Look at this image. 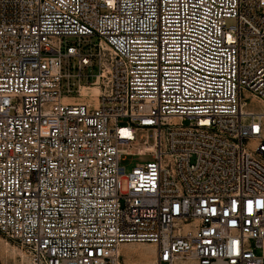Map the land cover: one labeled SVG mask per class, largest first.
I'll list each match as a JSON object with an SVG mask.
<instances>
[{
    "label": "built area",
    "instance_id": "2783aa9c",
    "mask_svg": "<svg viewBox=\"0 0 264 264\" xmlns=\"http://www.w3.org/2000/svg\"><path fill=\"white\" fill-rule=\"evenodd\" d=\"M0 236L25 264H264V0H0Z\"/></svg>",
    "mask_w": 264,
    "mask_h": 264
},
{
    "label": "rangeland",
    "instance_id": "374dc122",
    "mask_svg": "<svg viewBox=\"0 0 264 264\" xmlns=\"http://www.w3.org/2000/svg\"><path fill=\"white\" fill-rule=\"evenodd\" d=\"M228 25H232V21H227ZM96 69H92L94 73ZM84 86V85H83ZM87 86V84H86ZM90 86V85H89ZM78 94H74L76 96ZM138 143H133L131 147L127 148L128 152L134 151L139 154H124L122 163L126 165L127 169H130L136 163H144L150 160V155L147 153L148 147L144 144V140H147L151 145L154 142V134L152 131H137ZM124 250L133 251L139 258L132 260L135 264H145L148 257L152 256L153 248L141 247L129 245L125 246ZM149 255V256H148ZM0 264H25V258L22 250L13 242L8 241L0 236Z\"/></svg>",
    "mask_w": 264,
    "mask_h": 264
},
{
    "label": "bare ground",
    "instance_id": "6f19581e",
    "mask_svg": "<svg viewBox=\"0 0 264 264\" xmlns=\"http://www.w3.org/2000/svg\"><path fill=\"white\" fill-rule=\"evenodd\" d=\"M98 92H99V88L97 86H95V85H90V86L89 85H87V86L84 85V86H81L80 93L78 95L71 96V97H66L64 99L66 101H68V102H85V103H88V104L94 106V105L97 104ZM148 247H151V245L148 246ZM153 254H152V256H153ZM152 256L148 257V259L146 260L145 264H149ZM129 264H135V263L134 262H130Z\"/></svg>",
    "mask_w": 264,
    "mask_h": 264
},
{
    "label": "crops",
    "instance_id": "0c3cea01",
    "mask_svg": "<svg viewBox=\"0 0 264 264\" xmlns=\"http://www.w3.org/2000/svg\"><path fill=\"white\" fill-rule=\"evenodd\" d=\"M132 245H134V246H141V247H148V246H150L149 244H132ZM126 246H129V245H126Z\"/></svg>",
    "mask_w": 264,
    "mask_h": 264
}]
</instances>
